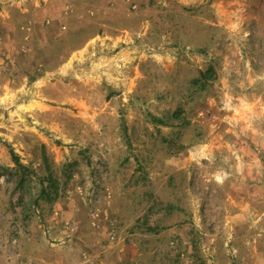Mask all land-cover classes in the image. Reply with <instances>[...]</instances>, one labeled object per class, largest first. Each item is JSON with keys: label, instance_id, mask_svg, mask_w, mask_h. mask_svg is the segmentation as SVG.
<instances>
[{"label": "rangeland", "instance_id": "rangeland-1", "mask_svg": "<svg viewBox=\"0 0 264 264\" xmlns=\"http://www.w3.org/2000/svg\"><path fill=\"white\" fill-rule=\"evenodd\" d=\"M36 11L55 40L0 45V264H264V0H0V33Z\"/></svg>", "mask_w": 264, "mask_h": 264}, {"label": "crops", "instance_id": "crops-1", "mask_svg": "<svg viewBox=\"0 0 264 264\" xmlns=\"http://www.w3.org/2000/svg\"><path fill=\"white\" fill-rule=\"evenodd\" d=\"M25 6H24V14L25 18L29 19L30 16H33L31 13V8L32 6L26 2H24ZM49 9V8H47ZM36 10V9H35ZM39 11H42L41 9H38ZM51 13H53L52 10H49ZM34 16L37 18L36 20H31L32 23L30 26L28 25H21L18 28L14 29V26L9 29L7 32H5V36H3L0 33V45H2V41L4 43V41L7 42L8 46L14 47V46H19L18 41L20 40L21 36H24V39L22 41V45H28V47H30L31 49L35 48V47H45L47 46V44H50L52 39L57 38L58 35V30L57 28H43L45 34H44V38H40L41 36V25H40V15L39 13L36 11V13L34 14ZM30 21V20H28ZM30 21V22H31ZM39 31V33H38ZM24 40L26 41V43L24 42ZM55 40V39H54ZM0 69H2L0 67Z\"/></svg>", "mask_w": 264, "mask_h": 264}, {"label": "trees", "instance_id": "trees-1", "mask_svg": "<svg viewBox=\"0 0 264 264\" xmlns=\"http://www.w3.org/2000/svg\"><path fill=\"white\" fill-rule=\"evenodd\" d=\"M12 153V157H13V159H14V162L17 164V165H19V166H23V164L21 163V161H20V158H19V156L14 152V151H12L11 152ZM46 158L44 157V160H45ZM47 161V160H46ZM46 168H47V170H48V178H50V179H53L52 178V171H51V169H50V167H49V165L46 163ZM42 193H46V189H42Z\"/></svg>", "mask_w": 264, "mask_h": 264}]
</instances>
